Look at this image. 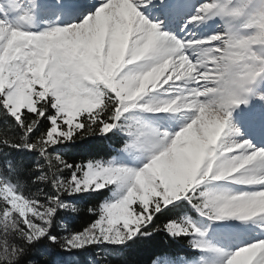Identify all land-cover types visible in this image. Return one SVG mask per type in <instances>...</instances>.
<instances>
[{
  "label": "snow or ice",
  "instance_id": "6c2138e0",
  "mask_svg": "<svg viewBox=\"0 0 264 264\" xmlns=\"http://www.w3.org/2000/svg\"><path fill=\"white\" fill-rule=\"evenodd\" d=\"M244 127L264 136V0H0V264H264V239L218 261L168 215H264V148L227 142Z\"/></svg>",
  "mask_w": 264,
  "mask_h": 264
},
{
  "label": "trees",
  "instance_id": "16d2710c",
  "mask_svg": "<svg viewBox=\"0 0 264 264\" xmlns=\"http://www.w3.org/2000/svg\"><path fill=\"white\" fill-rule=\"evenodd\" d=\"M32 190L34 191L35 189L33 188ZM94 203L98 205V204H99V198L96 199V200L94 201ZM165 212L168 213V210L165 211ZM173 213H174V212H172V213H168V215L172 216ZM83 215L86 217L88 214L85 212V213H83ZM75 216H77V214H76ZM74 223H76V224H81L82 221H81L80 219L77 218V219L74 220ZM87 223H91V220H88ZM69 226H70V225H69ZM84 226H86V224H84ZM156 239H157V242H158V243H172L171 238L168 237L167 234H163V235L157 236ZM173 246H174V247H177V245H175V244H174ZM180 255H182V254L180 253ZM154 258H155V256L152 257V260H154ZM150 263H151V260L148 261V264H150Z\"/></svg>",
  "mask_w": 264,
  "mask_h": 264
},
{
  "label": "rangeland",
  "instance_id": "374dc122",
  "mask_svg": "<svg viewBox=\"0 0 264 264\" xmlns=\"http://www.w3.org/2000/svg\"><path fill=\"white\" fill-rule=\"evenodd\" d=\"M43 24V23H42ZM227 142H231V140L230 139H228L227 140ZM245 191H248V190H245ZM259 217H261V218H259ZM256 218V221L258 220L259 222L261 221V220H264V215H261V216H256L255 217ZM201 229H207V235H206V239L208 240V239H210L211 237H209L208 236V232H210V227L208 226V225H206V226H200V225H198ZM260 239H264V237H262V238H259V239H257V240H260ZM256 240V241H257ZM227 257V256H226ZM218 261H226V258L225 257H223V256H220V257H215ZM222 258H225V259H222Z\"/></svg>",
  "mask_w": 264,
  "mask_h": 264
}]
</instances>
